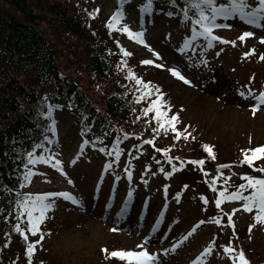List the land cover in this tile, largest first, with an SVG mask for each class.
Returning a JSON list of instances; mask_svg holds the SVG:
<instances>
[{"label":"rangeland","instance_id":"obj_1","mask_svg":"<svg viewBox=\"0 0 264 264\" xmlns=\"http://www.w3.org/2000/svg\"><path fill=\"white\" fill-rule=\"evenodd\" d=\"M113 3L114 0H98V20L111 14ZM140 6L139 2L128 4L120 25H128L133 32L143 31L147 47L131 40L124 41V45L132 53L131 64L135 65L138 77L150 81L153 87H160L173 110L179 113L181 123L176 128L181 134L187 126L190 132L196 133V150L200 145L208 144L216 148V154L225 161L233 159L237 150L264 145V106L253 115L251 108L255 101L244 100L238 94V89L244 85L253 89L256 95L264 91V61L259 59V55L264 53V44L260 43L264 29L247 26L238 18H232L222 21L232 24V28L216 29L214 34L229 41L236 40L235 47L215 43L212 49H207L205 42L199 39L191 48L180 52L177 49L190 35V26L177 18H168L166 7L160 3L153 6L142 24ZM158 10L162 13L155 12ZM243 31H253L255 35L241 43L237 38ZM252 48L255 54L242 58L243 53ZM154 52L159 53L161 58L157 59ZM143 60H153L154 63L141 66L139 62ZM202 60H206L207 65L197 67ZM155 64L163 67H156ZM174 67L191 83L185 84L172 76L168 69ZM250 77L253 78L251 83ZM55 128L60 147L58 151L50 148L44 156L53 157L51 163L60 160L63 165L60 167L66 175L51 167V163L39 162L28 190L34 193L68 192L80 203L55 198V209L47 213V219L40 226L44 239L39 244L37 260H43L44 264H121L115 259H106L101 249L138 250L136 246L141 244L145 235L150 234L151 245L147 250L159 253L163 264H190L213 240L216 247L210 256L204 258L205 264H230L221 246L228 245L229 241L233 246L235 236H239V249L245 245L243 252L249 264H264V226L255 224L253 214L245 213L241 202H223L220 205L222 214L213 205V194L203 184L200 174L191 172V167L180 169L179 163L174 162L168 163L164 171H159L153 165L150 150L137 158L134 153L132 156L128 154V148L118 160L105 147L103 152L87 148L77 160H72L79 139L71 116L56 114ZM175 136L176 133L170 131L168 138ZM158 160H161L160 157H157ZM106 163L110 165L107 171L104 170ZM148 164L151 166L146 169ZM172 165L179 170L172 172ZM232 166L230 170H222L223 177L218 176L214 167L208 166L205 170L210 177H217L219 182L229 177V182H239L240 175L252 174L249 169ZM128 171L132 173L131 179L128 178ZM165 171L172 172V175L166 178ZM104 172L102 183L99 176ZM227 187L229 192L234 190L232 185ZM130 191L132 195L128 199ZM201 196L207 198V205ZM126 199L129 206L125 217L118 221L120 224L110 222L111 219H118V201L124 203ZM110 200H115L116 204L108 208L106 205ZM233 209L239 211L233 214ZM110 210L113 211L108 213ZM215 214L221 220L220 225L209 221ZM228 215H232L236 235L227 225ZM201 220L205 223L196 232L180 243L175 251L163 255L164 249H170ZM249 224L254 226L250 234H245ZM153 225L156 226L155 231H152ZM113 228L117 231H112ZM39 239L38 234L32 236V240ZM243 240L249 241L248 245Z\"/></svg>","mask_w":264,"mask_h":264},{"label":"trees","instance_id":"obj_2","mask_svg":"<svg viewBox=\"0 0 264 264\" xmlns=\"http://www.w3.org/2000/svg\"><path fill=\"white\" fill-rule=\"evenodd\" d=\"M158 1L180 17L179 8H172L169 0H154ZM96 2L0 0V264H28L26 242L13 230L18 223L15 202L29 183L21 187L25 171L34 173L35 164L27 163V153L39 156L42 147L35 145L46 141L48 105L75 116L92 145L104 141L114 150L126 143L138 144L165 157L182 150L188 161L203 159L205 166L207 161L216 165L204 144L196 150V142L189 138L165 141L168 132L153 131L154 113L142 115L148 101L136 103L141 93L134 79H126L129 70L136 77L139 73L117 45L130 52L123 44L129 37L121 31L109 32L110 17L98 20ZM119 6L115 0L114 11ZM163 101L169 108L165 96ZM149 139L152 145L144 143ZM19 223L26 229V219ZM35 257L36 251L32 264L44 263Z\"/></svg>","mask_w":264,"mask_h":264},{"label":"snow or ice","instance_id":"obj_3","mask_svg":"<svg viewBox=\"0 0 264 264\" xmlns=\"http://www.w3.org/2000/svg\"><path fill=\"white\" fill-rule=\"evenodd\" d=\"M126 2H131V0H118V5H123ZM154 0H144V3L140 6L141 13H150L153 10ZM169 4L172 8H179V14L181 21L186 25H190V35L186 36L182 47H179L177 50L184 52L186 49L191 48L193 43L199 39H202L205 42V47L207 49H212L215 46V43L220 44H231L233 47L236 46V40H226L223 37L215 35L216 29H230L233 27L230 23H225L222 21H228L232 18H238L239 21L243 22L247 26H253L256 29H264V0H180L178 5L177 0H169ZM98 11V10H94ZM176 14L173 11L167 12L168 16H173ZM92 16V13H89ZM124 19V12L122 7H118L114 14L110 17L109 22L106 24L109 32L112 30L121 31L126 33L127 36L147 47L145 41L143 40V31L133 32L130 30L128 25H123L122 28H117V25L121 23ZM255 33L253 31H243L242 34L237 38L241 43L245 41L246 38L253 37ZM260 43L264 44V37L260 38ZM120 52L124 57L132 55V53L126 51L123 47H120L117 42ZM151 50V49H149ZM157 59H160L159 53H153ZM255 54V49H249L248 52L243 53L242 58H248L251 55ZM219 55V53H217ZM259 59L264 61V53L259 55ZM126 64V61L123 62ZM142 64L148 65L153 64V60H143ZM206 60H202L200 64L196 65H207ZM156 67H163L161 64H155ZM168 71L172 76L182 80L185 84H190L191 81L187 79L184 75L181 74V71L178 68H169ZM126 79H134L135 84L137 85L136 91L140 92L141 95L136 98V103H140L142 100L148 101V106L142 109V115L147 116L148 113H154L152 117L156 121L157 127L153 128L154 132H159L161 129L164 130L167 134L168 130L171 129L172 132L176 133L175 139H180L181 132L176 128V124L179 123L178 115L172 114L169 116V108L166 103L163 101V94L160 92L159 88H153L150 81H143L141 78L136 77L131 70L128 72ZM252 77L249 78V83L252 81ZM214 82V81H213ZM244 89H247L245 91ZM238 94L244 100L252 99L255 101V104L252 106L251 111L253 115L264 106V91H260L258 95L254 94L253 89L248 85H244L242 89H238ZM155 96V99L152 97ZM135 111V109H133ZM52 106L48 105L47 115L51 116ZM44 113H41L43 115ZM137 120L140 117L136 118ZM146 123L148 121H145ZM49 130L55 134V121L49 125ZM186 133L183 138L187 140L191 133L187 132V126L184 129ZM126 138V137H125ZM194 139V137H192ZM49 143H52L51 140H48V137H44ZM88 141H84V144ZM144 143L152 145L153 140L149 139L144 141ZM251 143V139H249ZM35 147H43V144L35 145ZM203 149L207 152L208 156L215 160L216 156L213 151V146L204 144ZM83 148V144L81 145ZM159 151H164L165 155L167 150L156 149ZM101 152L105 151L104 148L100 149ZM115 156L117 160L120 157L121 149L115 148ZM242 159L239 161L241 165H248L252 168L253 173H259V175L254 174H243L240 176V179L243 181L236 186L235 190L228 191L225 187L223 190L218 191L216 199L214 201L215 207L220 208V205L225 201H236L241 202V207L245 213L253 214V220L255 224L264 226V167H259L255 162L264 160V145H259L254 148L241 149ZM111 155V153H109ZM28 164H36L38 161L45 164L51 163L53 157H45L43 155L34 156V153L29 151L27 153ZM172 158L168 157V162L171 163ZM183 163V162H182ZM188 163L193 166H201V171H203L204 160H191ZM61 161L55 160V163H51V167L56 168L61 171ZM110 167V165L106 166ZM233 166L231 164H221L216 167V172L218 176L223 177L224 169H231ZM27 168V166H26ZM179 169L176 165H172V172L178 171ZM161 171H164L161 169ZM172 172H164L165 177H170ZM205 176L208 173H203ZM128 178L131 179L132 173L128 171ZM34 176V173L31 169H27L23 176V181H21V187L25 186V182L31 180ZM116 179H119L117 177ZM230 177L224 179L225 185L229 183ZM68 183L71 184L72 181L69 179ZM147 183V181H145ZM209 183V188L216 192V183L217 178L214 177ZM184 187H187L185 185ZM99 188V185H98ZM131 191L128 193V197H131ZM51 198V199H50ZM55 198H63L64 200L71 201L73 204H79L80 202L68 192H46V193H25L23 194L22 199L16 200V220L18 223L14 226L13 230L17 232L26 242V252L25 255L28 258V264H32V257L36 251V245L44 239V233L41 230V224L47 219V213L55 209ZM201 200L205 205L208 204L207 198L201 196ZM129 200L126 199L122 207L117 212L118 217H122L128 210ZM110 208L111 204L106 205ZM233 214L239 209H233ZM26 219V229H22L19 221ZM209 221L217 225L221 224V220L218 217H210ZM159 223V221H157ZM205 221L201 220L199 223L195 224L187 235L183 236L176 244H173L170 249H164L163 255H167L169 252L175 251L180 243H183L184 240H187L201 224ZM227 225L233 229L234 232V222L232 215L227 217ZM253 224H249L248 231H252ZM156 226H152V231H155ZM112 231H117L116 228L111 229ZM31 233V235L36 236L37 233L40 234V239L29 242L28 236L25 232ZM151 245V235H145L142 239L141 244L137 245L138 250H112L101 249L105 253L106 259H115L121 264H163L161 255L159 253H150L147 249ZM215 241H210L209 245L203 249V251L197 255L190 264H205V257L210 256L215 249ZM223 253L230 260V264H249V261L245 257V253L242 249L238 250L232 246L231 241L228 245H222Z\"/></svg>","mask_w":264,"mask_h":264}]
</instances>
